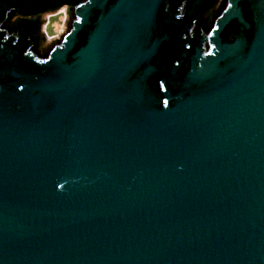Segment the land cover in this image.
<instances>
[{
  "label": "water",
  "instance_id": "1",
  "mask_svg": "<svg viewBox=\"0 0 264 264\" xmlns=\"http://www.w3.org/2000/svg\"><path fill=\"white\" fill-rule=\"evenodd\" d=\"M215 1L0 0V264H264V0Z\"/></svg>",
  "mask_w": 264,
  "mask_h": 264
},
{
  "label": "flooded vegetation",
  "instance_id": "2",
  "mask_svg": "<svg viewBox=\"0 0 264 264\" xmlns=\"http://www.w3.org/2000/svg\"><path fill=\"white\" fill-rule=\"evenodd\" d=\"M224 4H225V0H216L215 3L212 6H210V8L202 15V18H201L199 23H200V26L204 27V31L208 32L210 30V28L212 27L214 18L217 16L219 11L223 8ZM63 8L65 9V11L68 15V17H67L69 20L68 23H70L74 17V8L73 7L63 5V6L57 7V8L54 7V9L49 10V11L59 10V9H63ZM23 19H24L23 16L16 14V13H13L9 17V19L7 20L5 25L8 27H14L16 25V23L22 21ZM41 24H42V21H38L36 23V30H34V32L32 34V37L37 39L38 44H41V41H42Z\"/></svg>",
  "mask_w": 264,
  "mask_h": 264
},
{
  "label": "rangeland",
  "instance_id": "3",
  "mask_svg": "<svg viewBox=\"0 0 264 264\" xmlns=\"http://www.w3.org/2000/svg\"><path fill=\"white\" fill-rule=\"evenodd\" d=\"M68 15L65 9L55 10L42 15L41 20L45 21L41 24L42 41L40 51H45L53 43L61 37L68 28ZM57 24V26L55 25ZM63 28V30H61ZM61 30V32H59ZM44 31V32H43Z\"/></svg>",
  "mask_w": 264,
  "mask_h": 264
},
{
  "label": "bare ground",
  "instance_id": "4",
  "mask_svg": "<svg viewBox=\"0 0 264 264\" xmlns=\"http://www.w3.org/2000/svg\"><path fill=\"white\" fill-rule=\"evenodd\" d=\"M55 25L57 26V24H55ZM61 30H63V28ZM61 30L59 32H61Z\"/></svg>",
  "mask_w": 264,
  "mask_h": 264
}]
</instances>
